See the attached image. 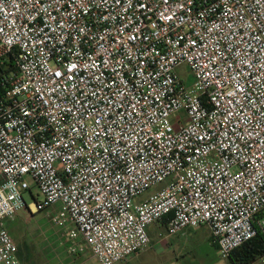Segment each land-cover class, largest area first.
<instances>
[{"label":"built area","instance_id":"built-area-1","mask_svg":"<svg viewBox=\"0 0 264 264\" xmlns=\"http://www.w3.org/2000/svg\"><path fill=\"white\" fill-rule=\"evenodd\" d=\"M0 84V264L24 207L97 264L264 234V0H0Z\"/></svg>","mask_w":264,"mask_h":264},{"label":"rangeland","instance_id":"rangeland-1","mask_svg":"<svg viewBox=\"0 0 264 264\" xmlns=\"http://www.w3.org/2000/svg\"><path fill=\"white\" fill-rule=\"evenodd\" d=\"M177 72L186 83H190L194 80L192 72L187 64L180 65L177 68ZM148 194L149 192L145 195ZM25 199L28 204L31 202L35 203L34 198L30 197L29 194H25ZM55 212V207H49L37 212H31L27 207H24L17 212L14 218H6L4 220L17 247H21V255L18 254V256L25 261L23 263L26 264V260L30 262V259H32L33 264H37V262L41 264L44 261L46 264H49L48 262L55 255L63 257L58 255L59 248L57 244H59V242L56 244L50 239L53 233H57L60 236L62 235V237L65 235V233L54 226L50 220V217L54 215ZM151 228L150 236L151 244L153 245L155 241L161 237L156 230L159 229L160 226L158 223H154ZM161 231V235H166V230L164 228ZM200 233H196L191 241L185 242L181 249L176 246V242L174 241L172 242L173 244L171 243V245L169 244L167 247L159 243L156 245L158 249L157 255L150 260L154 264H165L166 261L169 260L173 262L174 259L179 256L181 260L183 258L185 259L183 264H229L227 259L220 257L216 246L206 236H201ZM190 234L191 233H189V235ZM167 238L169 239V237ZM172 238L177 237L173 236ZM180 239H182V237H179V240ZM62 241H64V239ZM70 253L71 252H66V255H70ZM84 264H97V262L93 257H87Z\"/></svg>","mask_w":264,"mask_h":264},{"label":"crops","instance_id":"crops-1","mask_svg":"<svg viewBox=\"0 0 264 264\" xmlns=\"http://www.w3.org/2000/svg\"><path fill=\"white\" fill-rule=\"evenodd\" d=\"M158 224H159L160 228L156 229V230L158 231V234L161 237H159V239H157L155 241V243L152 245L151 249L135 253L127 262H125V263H116V264H154V263H152V261L150 259L155 257V255H157V253H158V251H157L158 249H157L156 245L161 243V244H163V245H165L167 247V245H169V244L171 245V243L174 241V242H176V246L179 249H181V247L184 246L185 242L191 241L194 238L195 234L196 233H200V232H201L200 233L201 236H206L212 242L210 230L205 225L204 226H200L198 228H194V229H187L184 233H179V234L173 235V236H176L177 238H172L173 236L161 235L162 234L161 230L164 227L160 223H158ZM151 226L149 227V233L151 232V229H152ZM61 231H63L65 233L64 230H61ZM189 233H191V234L189 235ZM65 235H63V237H62V235L60 236L57 233H53V236L50 238L52 240V242H54L56 244L59 242V244H57V246L59 248V251H58L59 254L58 255L63 256V257H59V256L55 255L54 256L55 258L53 257L48 262L49 264H84L86 262L87 257H92L90 255L89 250L87 249V247L85 246L83 241L78 240V241L72 242ZM167 237H169V239ZM179 237H182V239L179 240ZM63 239H64V241H62ZM73 243L76 244L77 246L81 247L82 251H80L78 253H73V254L70 253V255H66V252L69 253V249H68L69 245L73 244ZM28 256H30V255H28ZM19 258H20V260L22 262H25L21 257H19ZM183 261L185 262L184 258L181 260L179 258V256H177V258H175L173 262H171L169 260V261H166L165 264H170V263L171 264H183ZM227 261L229 262V264H233V263H231V261L229 259H227ZM28 262L29 261L26 260V264H29V263L33 264L32 259H30L29 263ZM42 263L46 264L45 261L42 262ZM23 264H25V263H23ZM37 264H38V262H37ZM250 264H264V261H262L259 258V259L253 261Z\"/></svg>","mask_w":264,"mask_h":264},{"label":"trees","instance_id":"trees-1","mask_svg":"<svg viewBox=\"0 0 264 264\" xmlns=\"http://www.w3.org/2000/svg\"><path fill=\"white\" fill-rule=\"evenodd\" d=\"M2 91L3 88L0 84V93ZM20 251H21V247H18V254H20ZM263 256H264V234L259 232L255 237L246 241L238 248L233 250L228 259L233 264H250L253 261Z\"/></svg>","mask_w":264,"mask_h":264}]
</instances>
